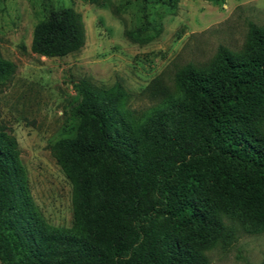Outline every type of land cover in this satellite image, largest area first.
Instances as JSON below:
<instances>
[{"label":"trees","instance_id":"16d2710c","mask_svg":"<svg viewBox=\"0 0 264 264\" xmlns=\"http://www.w3.org/2000/svg\"><path fill=\"white\" fill-rule=\"evenodd\" d=\"M42 4L31 49H78L80 14ZM9 70L0 62V79ZM176 84L139 120L123 110L119 85L78 87L79 129L53 146L73 184L72 231L37 213L16 140L0 129V264H207L203 250L233 237L222 213L264 228V207L239 208L226 190L264 191V27L250 24L238 53L219 46L208 65L187 64Z\"/></svg>","mask_w":264,"mask_h":264},{"label":"rangeland","instance_id":"374dc122","mask_svg":"<svg viewBox=\"0 0 264 264\" xmlns=\"http://www.w3.org/2000/svg\"><path fill=\"white\" fill-rule=\"evenodd\" d=\"M51 2L80 14L84 41L78 49L62 55L34 52L31 41L45 16L43 0H0V62L10 68L0 79V129L16 140V169L37 213L47 224L72 231L73 184L53 146L79 129L78 87L119 85L125 92L123 110L142 119L177 92L176 75L187 64L208 65L219 46L242 51L249 25L264 27V0ZM226 190L239 208L264 207V191L227 185ZM222 219L233 237L203 250L207 264L260 263L264 228L246 231L240 220L226 213ZM162 225L169 231L166 221Z\"/></svg>","mask_w":264,"mask_h":264}]
</instances>
